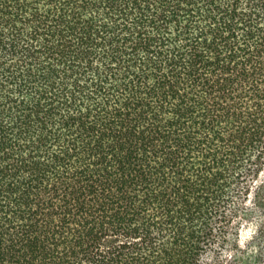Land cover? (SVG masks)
<instances>
[{"label":"trees","instance_id":"obj_1","mask_svg":"<svg viewBox=\"0 0 264 264\" xmlns=\"http://www.w3.org/2000/svg\"><path fill=\"white\" fill-rule=\"evenodd\" d=\"M0 264H264V0H0Z\"/></svg>","mask_w":264,"mask_h":264}]
</instances>
